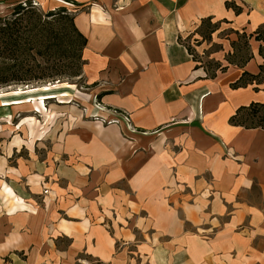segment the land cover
Instances as JSON below:
<instances>
[{"label": "crops", "instance_id": "obj_1", "mask_svg": "<svg viewBox=\"0 0 264 264\" xmlns=\"http://www.w3.org/2000/svg\"><path fill=\"white\" fill-rule=\"evenodd\" d=\"M75 1L84 77L139 133L82 115L48 148L41 133L12 136L0 150V264H264V130L230 124L264 103V84L231 88L259 73L260 42L215 79L183 42L208 18L254 34L264 0Z\"/></svg>", "mask_w": 264, "mask_h": 264}, {"label": "trees", "instance_id": "obj_2", "mask_svg": "<svg viewBox=\"0 0 264 264\" xmlns=\"http://www.w3.org/2000/svg\"><path fill=\"white\" fill-rule=\"evenodd\" d=\"M66 2L81 6L75 0ZM25 3L14 6L10 16L0 17V87L38 85L80 77L86 64L83 52L88 40L75 26V18L65 7L43 12L36 9L31 0ZM226 8L237 15L243 12L231 1L226 2ZM201 26L209 28L201 34L204 42L211 41L212 34L220 29V23H213L212 18L203 20ZM234 33L238 38L232 43L234 53L226 57L228 66L216 62L208 70L205 69L207 78L215 79L218 72L225 73L231 65L243 69L253 59L250 44L253 39L262 44L259 54L264 59V27L250 35ZM187 49L197 63L192 48L187 46ZM263 83L264 63L257 75L244 71L231 88H247ZM230 124L264 130V103L239 108L230 118Z\"/></svg>", "mask_w": 264, "mask_h": 264}, {"label": "rangeland", "instance_id": "obj_3", "mask_svg": "<svg viewBox=\"0 0 264 264\" xmlns=\"http://www.w3.org/2000/svg\"><path fill=\"white\" fill-rule=\"evenodd\" d=\"M26 1L0 0V17L10 16L14 6ZM31 2L36 9L43 12L56 10L61 7L67 8L68 12L75 18V26L84 35L80 26L78 27L77 25L78 11L85 13L83 4L81 5L82 7H76L66 2V0H31ZM218 22L220 23V29L212 34L211 41H203L201 34L209 30V28L207 29V26H201V24L194 33L185 37L183 41L186 46L192 48L198 65H202L206 70L216 62L226 66V57L230 53H234L232 43L238 38L234 33L238 31L229 30L223 24L224 21H213V23ZM239 33L243 34V32ZM224 40H229V44L223 43L222 41ZM225 44H227V49H225ZM260 45L262 44L260 43ZM219 53L224 54L225 58L223 60L219 61L214 58ZM45 88L48 89L44 90ZM91 88L92 86L87 83L84 77V69L82 75L77 78H68L62 81L38 85L0 87V150L1 147L11 140L12 136H18L24 140L34 142L40 133L42 138L48 140L46 142L48 148L50 145L49 136L53 135L54 132L68 129L73 121L82 115L86 120L96 124L120 128L126 138H128L127 134L139 133L129 112H117L115 109L108 108L97 96L93 95ZM48 95H52L54 98L43 99ZM35 104H38L37 111ZM80 259L82 262L78 264H99L94 259L84 255Z\"/></svg>", "mask_w": 264, "mask_h": 264}, {"label": "bare ground", "instance_id": "obj_4", "mask_svg": "<svg viewBox=\"0 0 264 264\" xmlns=\"http://www.w3.org/2000/svg\"><path fill=\"white\" fill-rule=\"evenodd\" d=\"M48 88H45L44 90H47ZM54 96L52 95H48L47 97H44L43 99H50V98H53Z\"/></svg>", "mask_w": 264, "mask_h": 264}]
</instances>
